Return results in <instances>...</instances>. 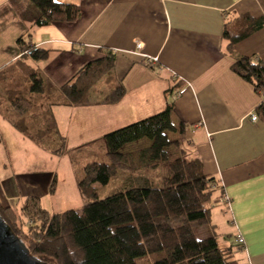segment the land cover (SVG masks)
Returning a JSON list of instances; mask_svg holds the SVG:
<instances>
[{
    "label": "crops",
    "instance_id": "crops-1",
    "mask_svg": "<svg viewBox=\"0 0 264 264\" xmlns=\"http://www.w3.org/2000/svg\"><path fill=\"white\" fill-rule=\"evenodd\" d=\"M56 1L78 5L79 18L31 27L17 14L28 0H16L13 5L0 0V66L19 56V37L29 39L35 48L47 49L45 59L29 62L42 74L50 97L96 59L100 48L112 50L113 84L124 86L123 96L102 103L111 90L103 84L105 93L87 105L53 106L65 143L102 138L161 111L173 99L171 119L185 127L184 154L200 159L204 173L219 180L223 189L213 198L211 220L222 225L219 213L225 206L236 243L234 253L239 250L247 264H264V119H250L261 98L230 69L233 60L224 52L222 37L225 22L233 17L264 18V0ZM235 51L264 63V26L237 42ZM166 90H171L168 95ZM12 129L11 135L32 156L23 169L2 171L11 181L8 186L0 184V204L18 208L28 196L42 201L50 194L52 177L57 180L58 176L50 165L38 166L39 160L50 162L52 155ZM72 168L77 183L73 163ZM238 235L244 243L236 242Z\"/></svg>",
    "mask_w": 264,
    "mask_h": 264
},
{
    "label": "trees",
    "instance_id": "trees-1",
    "mask_svg": "<svg viewBox=\"0 0 264 264\" xmlns=\"http://www.w3.org/2000/svg\"><path fill=\"white\" fill-rule=\"evenodd\" d=\"M10 2L13 5L16 0ZM17 14L31 27H43L74 22L81 9L56 0H28ZM263 26L262 16L243 14L227 20L222 34L224 52L233 60L230 69L251 84L261 98L255 113L262 119L264 63L258 57L238 54L235 44ZM16 45L19 56L0 66V115L38 148L61 156L66 151L65 137L58 129L52 107L91 103V92L101 82L111 90L100 101H118L125 88L120 82L113 84L115 53L100 48L96 59L48 97L42 74L29 60L45 59L49 51L35 48L23 37L16 40ZM34 97L42 102L38 109ZM173 108L170 99L161 111L105 133L109 161H86L83 176L78 174L71 153L77 187L85 201L81 209L50 212L33 196L25 197L18 208L0 204L1 219L25 243L32 258L51 264H136L140 257L160 254L153 264H239L232 244L219 246L216 226L211 223L213 198L223 194V189L219 180L204 173L200 159L186 157L180 148L185 127L182 122L173 123ZM175 132L180 140L170 137ZM140 139H148L150 144L139 151L146 167L135 172L133 155L121 150ZM172 146L180 150L179 155L169 164V174L160 177L157 168L168 161ZM118 164L126 165L130 173L99 197L97 186L109 182ZM55 188L53 176L49 193ZM202 226L212 234L198 237ZM27 232L33 233L31 238Z\"/></svg>",
    "mask_w": 264,
    "mask_h": 264
},
{
    "label": "rangeland",
    "instance_id": "rangeland-1",
    "mask_svg": "<svg viewBox=\"0 0 264 264\" xmlns=\"http://www.w3.org/2000/svg\"><path fill=\"white\" fill-rule=\"evenodd\" d=\"M106 86V83H99L94 86V90L91 92V99L95 98L97 95H101L105 93V89L103 86ZM104 91V92H103ZM34 107L38 109L41 105L40 98L34 97ZM0 115V184L5 183L8 186L9 178L8 173L3 176L2 172L5 168L12 173V169L18 168L23 169L28 161H31V154L26 152L23 149V146L20 142L14 139V136L11 135L12 127L5 124V119L1 118ZM170 137L174 140H180V136L177 132L170 134ZM150 144L148 139H140L136 142L128 143L123 146L121 152H129L133 155L135 166V172L143 170L146 167L144 161H141L139 158V151ZM180 148L183 149L182 143H180ZM66 151L61 156L52 155V159L50 162L46 160H39L38 166H49L53 169V171L57 172V183L56 188L53 193L48 194L47 197H44L42 201L40 200V204L42 207L48 209L50 212H62L66 209H81L83 204L85 203L82 198L79 189L77 187L76 178H74L72 163L70 160V156L68 153V148L71 153H74V163L78 169V174L83 176V164L89 160H97L102 162L109 161V158L106 154L105 143L103 137L94 138L90 140L84 141H66L65 143ZM79 149L78 151H76ZM179 149L177 147H170L168 149L169 159L166 163L159 164L157 175L162 177L169 174L168 166L173 160L179 155ZM31 173V172H24ZM129 169L126 165L118 164L115 172L110 177L109 182L106 185H98L97 193L99 197H103L105 194L109 193L114 189V187L120 182V180L128 175ZM12 176V175H11ZM13 177V176H12ZM229 214L226 210V207H221V211L219 215L221 216L222 225L218 224L215 219L211 220V223L216 226L215 232L217 234V241L219 246L223 247L224 245L233 244L236 246V243L233 240V231L229 230ZM228 220V221H227ZM207 226L199 227L197 231L198 237H203L208 234H212L210 230L206 229ZM228 232V237L226 234ZM27 232V237H28ZM231 235V236H229ZM235 236V235H234ZM27 240V239H26ZM160 254H152L140 257L136 260V264H153L154 261L160 257ZM235 257L238 259L239 264H247V260L241 254H239V250L235 252ZM42 260V259H41ZM45 261V260H42ZM46 263L51 264L46 261Z\"/></svg>",
    "mask_w": 264,
    "mask_h": 264
},
{
    "label": "water",
    "instance_id": "water-1",
    "mask_svg": "<svg viewBox=\"0 0 264 264\" xmlns=\"http://www.w3.org/2000/svg\"><path fill=\"white\" fill-rule=\"evenodd\" d=\"M0 264H48L29 255L25 243L19 240L0 217Z\"/></svg>",
    "mask_w": 264,
    "mask_h": 264
},
{
    "label": "built area",
    "instance_id": "built-area-1",
    "mask_svg": "<svg viewBox=\"0 0 264 264\" xmlns=\"http://www.w3.org/2000/svg\"><path fill=\"white\" fill-rule=\"evenodd\" d=\"M137 48L139 49L140 48V46H141V43H137ZM151 60V59H150ZM257 115L255 114V113H252V114H250V119L252 120V121H256L257 120ZM29 234H28V238H31L32 237V235H33V233L32 232H28ZM236 242L238 243V244H241V243H244V239L240 236V235H238L237 237H236Z\"/></svg>",
    "mask_w": 264,
    "mask_h": 264
}]
</instances>
